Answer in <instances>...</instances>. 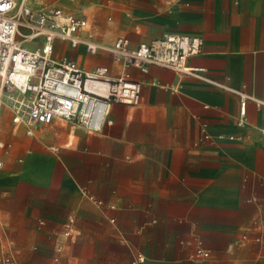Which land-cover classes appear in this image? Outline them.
Wrapping results in <instances>:
<instances>
[{"label":"crops","instance_id":"0c3cea01","mask_svg":"<svg viewBox=\"0 0 264 264\" xmlns=\"http://www.w3.org/2000/svg\"><path fill=\"white\" fill-rule=\"evenodd\" d=\"M29 2L81 14L82 35L101 43L137 47L170 33L204 46L188 62L202 78L130 69L141 103L112 104L101 133L54 121L28 136L3 105L0 227L20 231L23 264H264V110L250 102L239 128L233 92L264 99V0ZM54 54L121 71L83 45L57 41ZM197 239L207 261L195 259Z\"/></svg>","mask_w":264,"mask_h":264},{"label":"built area","instance_id":"2783aa9c","mask_svg":"<svg viewBox=\"0 0 264 264\" xmlns=\"http://www.w3.org/2000/svg\"><path fill=\"white\" fill-rule=\"evenodd\" d=\"M87 27L86 18L62 7L34 8L29 0H0V111L8 103L12 123L25 126L28 136H33L37 127L48 126L54 121L74 122L88 133H101L105 126L112 125L109 120L112 104L134 107L141 103L142 84L131 77L129 70L132 68L146 74L151 64H157L183 76L202 78V69L188 65L204 46L199 36L169 33L131 47L125 37L105 44L92 36H83ZM57 41L67 43L72 49L83 45L90 55L107 53L120 64L121 71L112 75L105 66L86 71L76 60L56 58ZM233 92L240 97L237 126L243 128L248 104L252 102L257 109L264 110V99L244 91ZM5 147L0 141V149ZM3 167L0 159V170ZM89 198L97 206L103 204L95 197ZM73 222L71 219L67 226V237ZM197 245L195 259H210V252L203 248L199 239ZM0 262L18 264L11 257H2ZM59 263L60 258L56 256L53 264Z\"/></svg>","mask_w":264,"mask_h":264},{"label":"rangeland","instance_id":"374dc122","mask_svg":"<svg viewBox=\"0 0 264 264\" xmlns=\"http://www.w3.org/2000/svg\"><path fill=\"white\" fill-rule=\"evenodd\" d=\"M3 228L0 227V257L8 254L15 257L20 262V264H23L25 262L26 256L24 250H22L24 249L22 244L25 241L22 239L20 231L13 230L11 228Z\"/></svg>","mask_w":264,"mask_h":264},{"label":"bare ground","instance_id":"6f19581e","mask_svg":"<svg viewBox=\"0 0 264 264\" xmlns=\"http://www.w3.org/2000/svg\"><path fill=\"white\" fill-rule=\"evenodd\" d=\"M0 129L5 130V122L3 120H0Z\"/></svg>","mask_w":264,"mask_h":264}]
</instances>
